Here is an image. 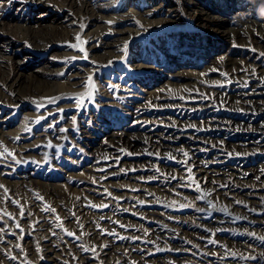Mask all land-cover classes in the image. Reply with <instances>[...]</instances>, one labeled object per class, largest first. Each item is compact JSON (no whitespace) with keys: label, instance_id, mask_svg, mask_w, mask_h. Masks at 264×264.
I'll return each instance as SVG.
<instances>
[{"label":"bare ground","instance_id":"1","mask_svg":"<svg viewBox=\"0 0 264 264\" xmlns=\"http://www.w3.org/2000/svg\"><path fill=\"white\" fill-rule=\"evenodd\" d=\"M113 1L0 0V103L15 105L27 99L41 105L33 112L23 111L19 124L0 127V165L5 177L0 175V206L19 227L24 241L35 242L29 263L264 264V193L211 188L198 196L188 195L183 189L180 196L171 195L190 180L206 184L205 179L195 177H250L264 166V58L253 53V49L264 52V0H147L150 6L144 10L129 0L124 7L107 10L105 5ZM51 3L71 13L53 15L49 13ZM186 20L205 39L204 51L198 56L203 60L201 66L175 61L174 68L163 67L167 71L159 84L133 96L120 83H98L101 90L94 100L115 96L127 100L135 128L140 121H159L158 114L145 115L144 107L185 105L203 108L204 116L172 118L178 125L187 122L215 127L226 121L235 129H251L248 136L232 139L208 133V143L190 139L173 143L160 139L156 143L154 139L159 135L170 137L174 133L160 130L155 134L151 128H133L132 132L148 139L154 150L168 147L165 151L171 150L181 162L180 169L189 172V177L172 172L167 181L158 180L165 177L157 172H152L153 181L141 179L142 173L137 174L135 168L120 174L119 168L129 167L133 161L121 159L122 154L106 148L102 140L86 143V154L79 157L84 162V176L73 178L72 184L71 174L65 176V183L28 173L14 174L15 180L6 179L9 162L30 157L31 148L36 149L38 157L59 148V136L45 129L30 140L24 132L31 133L35 126L52 124L63 116V102L77 95L84 81L92 77L91 65L120 59L122 50H128L136 39L160 37L167 41L172 32L179 45L175 30ZM211 38L220 39L222 44L214 45ZM55 41L68 42V46L56 49L52 47ZM232 43L244 47L229 51L220 46ZM34 51L48 52L51 60L39 58ZM73 52L74 56L91 57L94 63L84 67L76 62L59 65L54 61L56 56L66 57ZM131 60L128 58L136 69L154 67L136 58ZM212 105L243 113L215 115ZM54 111H60L57 118H53ZM165 119L166 115L160 121ZM129 133L109 131L104 137L134 148L138 143L129 139ZM184 134L175 133L174 137ZM246 154L256 156L255 163L240 158ZM53 168L59 167L54 164ZM237 180L257 183L263 179ZM52 216L73 235L59 231L57 222L50 221ZM57 254L61 256L55 257ZM13 263L11 257L0 255V264Z\"/></svg>","mask_w":264,"mask_h":264},{"label":"rangeland","instance_id":"2","mask_svg":"<svg viewBox=\"0 0 264 264\" xmlns=\"http://www.w3.org/2000/svg\"><path fill=\"white\" fill-rule=\"evenodd\" d=\"M132 3L133 4L136 3L135 6L136 8H139V10H144L150 6V3L147 0H132ZM128 4H129V0H114L109 4H106L105 7L107 10H111L112 8L120 7V6L124 7V5L126 6ZM209 6L211 5L209 4ZM49 8H50L49 13L59 17H62L64 11H67L69 14L71 13L70 11L67 10V8L60 10L58 6L56 5L53 6L52 3L50 4ZM175 31H176V36L177 35L179 36L178 38L179 40L177 39L180 43L179 45L175 43L173 36L171 34L172 32L169 33L170 31H168L170 38L167 41L163 40L160 37H154L151 39H144V38L136 39L135 44L132 45L128 50L126 51L122 50L121 52L122 57L120 59H117L109 63L100 64L97 65L96 67L91 65L92 63H94L91 57H86V56L79 57L81 55L74 56V52L73 54L67 55L66 57L56 56L55 57L56 59L52 57V60L55 59L54 61L57 62L59 65H63V63L66 62H70V63L76 62L77 65H84V67H90L91 65L92 77L90 79L88 78L87 81H84L85 84L83 83L81 85L80 90L77 89L78 90L77 95L76 94L75 96L72 95L67 98L66 102H63L65 103L64 109L61 110L65 113L63 116L58 117V113H60V111H54L53 118H55V116L56 118L58 117L54 123L50 124V122H44L39 126H35L31 131V133L29 131L24 132L27 138H29L30 140L34 137L36 133L41 132L42 129H45L48 133H51L55 136L57 135L59 136L58 137L59 138L58 145H60L59 148H57V150L55 151L46 152L45 154H43L44 155L43 157H38V154H36L37 152H35L36 149H34V147L31 148L30 151H32V155H30V157L16 160L14 162H9L10 166L9 168L6 169L5 171L6 173L4 175L6 176V179L11 178L10 180H15L16 174L20 175V174L28 173V174H32L34 177H39L42 179L50 178V181L62 183L64 182L65 176L71 174L70 179L72 184L74 182V179L76 180V178H80L84 176V173L81 171V167L84 164V162L79 161V157L80 155H82L84 152L87 151L86 150L88 148L87 144L91 142L96 143V141L102 140V143L106 146V148L121 153L122 154L121 159L126 158L128 161H133L129 167L127 165L123 166V168L120 167L119 169L123 170L120 171V174L127 172L128 169L135 168L137 174L142 173L143 178L141 179H150L153 181L155 178L154 179L151 178L152 172H157V173H161L162 177H165L164 179H158V180L167 181L169 180V175L172 172H178V173L181 172L180 174L182 176H187V177H189V172L187 170H184L185 168L180 169V167H182L181 162L178 161L176 157L171 155L172 153L170 152L171 150L165 151V148L168 147L163 145L161 149L154 150V148H151L152 146L148 139L146 138L140 139L139 137L136 136L134 132H132L133 128L135 130H145L151 128V130L154 131L155 134H160L159 132L160 130H165V132L172 131L174 133V135H171L170 137L167 136L165 137L164 136L165 134L159 135L160 138L154 139L156 143H158L160 139L161 141L172 142V143L177 141L178 139L181 140L190 139L191 142L196 141L199 143L200 142L208 143L209 142L207 139L208 136L206 135L208 133H212L213 135H218L219 137L225 135L227 138H232V139L248 136L252 132L251 129L250 130L238 129V128L235 129L234 126H232L229 122L226 121H221V126H215V127H209V126L199 127L195 123H191L192 124L191 125L190 123L187 122H183V124L178 125L175 123V121L172 118L182 115L183 117L186 116L188 118L197 119L204 116V114L202 113V111L204 110L203 108L201 107L191 108L185 105H181V106L153 105V106L144 107L143 113H145V115L150 116V115L158 114L159 121L157 120L154 122H149L148 124H143L144 122L140 121L138 123V126L135 128L134 127L135 124L132 123V116L129 115L130 114L128 111L129 105L127 100L120 99L116 96L113 99L103 98L100 101L94 100L95 96L98 95L99 91L101 90L100 85H103V83L105 84L106 82L120 83L122 87H125L126 91L129 90L132 93L131 95L133 96L139 92H143L144 89L150 88L151 85L159 84L165 78L164 73L167 71V70L164 71L163 67H165L166 69L174 68L175 61H180L183 64L190 63L191 66H197L198 64L199 66H201L203 64V60L198 56L200 52L204 51V47H205L202 41L205 40L203 39V34L200 33L196 28H194V26L190 24L187 20L183 23L182 27L177 28ZM211 40L214 45L222 44V41L220 39L211 38ZM53 46L56 49L62 50L66 46H68V42L66 43L64 41H59V42L55 41L52 44V47ZM71 46H69L68 48L69 50H72ZM220 46L223 47V49L226 50L229 49V51L230 50L238 51L241 50L242 47H244L238 43H232L231 46L228 44H225V46L224 45H220ZM27 50L29 51L28 48ZM30 51L33 52L32 49H30ZM78 51L79 49L75 50V53ZM256 52L260 54L259 56L261 58H264V52L259 51L257 49L255 50L253 49V53ZM37 54L39 58L51 60L50 59L51 56H49L48 52H42L40 54L39 53ZM168 56H173V58L175 59L171 60L168 58ZM128 58H131L133 60L136 58L139 61H144V63H147V65L150 64L154 67L150 69L148 68L136 69L131 65L130 62H128ZM160 62L162 65L160 64ZM39 107H41V105H39L37 102H32L27 99H23L19 101L18 104L15 105L0 103V127L11 128L12 125L19 124L18 121H20L19 118L23 111L29 110L33 112L38 110ZM51 107L53 106L51 105ZM51 107H50V111L53 110ZM211 109L212 112L215 113V115L232 116L235 114L243 113L242 111H237L228 107H220L218 105H212ZM164 115L167 116L168 119H165V121L168 123L164 122L163 120L160 121L161 117ZM125 130L130 132L127 135L129 136V139H131V141L133 142L138 143L136 147L134 148L127 147L123 141L117 142V141H113L109 137H104V134L109 131L121 132ZM187 132L188 134H184ZM192 132L194 133L193 135L190 136ZM125 133H123V135L127 134ZM175 133L179 135L184 134V136H179V138H176L174 137ZM194 136H199V137L194 139ZM125 152L127 155L125 154ZM230 155L234 156L235 158L238 157L236 154L234 155L233 153ZM240 158L243 159L248 164L251 161L255 163L256 161L255 159H257L256 156H254L253 154L252 155L246 154ZM88 159H91V155L87 158V160ZM143 160L144 162H141ZM54 164H56L59 168H53ZM142 168L145 169L142 170ZM1 170H3V168L0 165V175L2 173ZM1 176L3 177V174ZM224 177L225 178L195 177V179H200V178L205 179V181H207L206 184H202L201 182L196 180H190V182L186 183L185 185H180L179 187H177L179 191L177 190L174 191L172 189L173 191H171V195L176 197L180 196L179 192L181 189H183L185 190L184 193H187L188 195L198 196L205 194L206 190L211 188L233 191L231 193L242 190H250V189L264 193V166H260L258 167L257 170H254L253 175L250 177L243 175L239 176L237 174L236 175L227 174ZM237 179H263V180H260V182L256 180L257 183L255 182L252 183V181L241 182ZM158 180L156 179L155 181ZM206 204H208V201ZM0 207H1L0 255L2 254L7 255L12 259H14L15 263L13 264H31L29 263V257L32 254V249L33 248L36 249L34 244L35 242H33L32 240L30 242L29 241L25 242L24 238L22 237L23 235H21L19 232L20 230L19 227L15 225L12 218H8L7 216L4 215L6 212L4 211L5 208L2 206ZM55 219L57 220L58 218L52 216L50 221L52 223L57 222V229L59 231L70 233L69 231H65L66 230L65 226L60 225L58 221H56ZM60 256L61 254L55 255V257L57 258H59Z\"/></svg>","mask_w":264,"mask_h":264},{"label":"snow or ice","instance_id":"3","mask_svg":"<svg viewBox=\"0 0 264 264\" xmlns=\"http://www.w3.org/2000/svg\"><path fill=\"white\" fill-rule=\"evenodd\" d=\"M185 155H187V153H185ZM190 171V170H189ZM104 206H107V205H104ZM23 214V213H22ZM68 235H73L72 233H68Z\"/></svg>","mask_w":264,"mask_h":264}]
</instances>
